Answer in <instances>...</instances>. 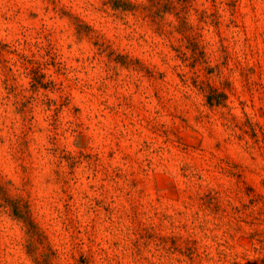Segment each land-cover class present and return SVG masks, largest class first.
Instances as JSON below:
<instances>
[{"label": "rangeland", "instance_id": "1", "mask_svg": "<svg viewBox=\"0 0 264 264\" xmlns=\"http://www.w3.org/2000/svg\"><path fill=\"white\" fill-rule=\"evenodd\" d=\"M0 264H264V0H0Z\"/></svg>", "mask_w": 264, "mask_h": 264}]
</instances>
